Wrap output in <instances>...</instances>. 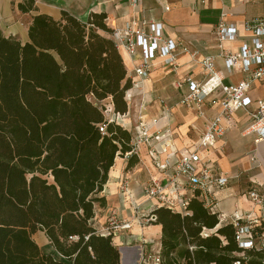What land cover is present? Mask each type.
<instances>
[{"label":"trees","instance_id":"trees-1","mask_svg":"<svg viewBox=\"0 0 264 264\" xmlns=\"http://www.w3.org/2000/svg\"><path fill=\"white\" fill-rule=\"evenodd\" d=\"M106 18L38 13L24 43L0 29V264H121L112 237L93 222L109 169L132 149L130 131L108 121L127 111L131 80ZM136 162L132 154L127 167ZM152 213L163 264H264V249H241L232 223L220 224L197 195L183 213ZM38 230L55 254L33 239Z\"/></svg>","mask_w":264,"mask_h":264},{"label":"crops","instance_id":"crops-1","mask_svg":"<svg viewBox=\"0 0 264 264\" xmlns=\"http://www.w3.org/2000/svg\"><path fill=\"white\" fill-rule=\"evenodd\" d=\"M33 1V9L23 12L18 8L23 0H0V29L4 36L16 37L22 43L26 42L28 26L33 15L38 13L58 19L61 10H67L78 19L86 21L90 12H104L107 15L106 23L112 30L120 29L129 22L137 23L141 18L159 19L163 23V35L166 38L179 41L196 51L199 58L218 53L212 28L220 17L235 26L237 37L233 41H224L223 46L229 51H236L242 43L251 42V33L244 29V21L250 17L264 16V0H139L136 6L128 0ZM118 50L123 58L127 77L131 80V87L127 91L131 101L124 115L118 118V123L134 137L138 132V105L142 103L148 133L153 136L157 131L164 133V130H169L161 139L152 138L150 144H140L137 153H132L137 162L130 167H127V163L132 154L116 156L109 169L107 182L100 192L105 205L95 206L93 222L100 229L105 225L110 212L115 213L119 219L130 222L118 231L113 242L120 251L121 264H134L141 239L145 238L148 242L157 240L160 244L161 230L160 225L155 222L139 227L133 205H139V215H143L158 203L156 199H148L142 191L143 185L150 178L163 183L168 195L174 196L171 186H167L166 175L158 169L157 164L166 158L173 162L187 152L201 133L207 118L218 111L217 106L209 104L208 100L217 97L220 92L212 93L201 105L200 111L187 108L179 101L188 87L176 89L172 83L185 75L200 78L201 69L197 62L186 54H179L178 71L168 73L160 61L155 60L148 77L139 80L132 70L135 60H131L121 47ZM215 66L221 73L224 85L235 84L244 76L237 68L228 71L221 58L215 59ZM249 96L251 104L248 110H252L258 100L264 97V78L252 85ZM107 111L111 113L109 107ZM244 138L251 140V146L247 145L249 150H244ZM165 141L169 144L166 151H163ZM150 146L155 149L156 156L150 153ZM203 154L208 157L215 171L231 177L226 186L214 193L216 204L212 210L218 214L220 224L231 222L235 211L243 215L250 214L252 218L264 223V206L254 203L248 195L252 189L264 194V140L256 142L248 112L244 109L236 111L226 122L225 135ZM251 154L256 157L255 162L250 161ZM124 181L127 182L128 189L125 193ZM180 193L186 195V189H182ZM38 231L44 234L43 231ZM42 238L41 244L49 246L45 234ZM127 239H130L129 243H125Z\"/></svg>","mask_w":264,"mask_h":264},{"label":"built area","instance_id":"built-area-1","mask_svg":"<svg viewBox=\"0 0 264 264\" xmlns=\"http://www.w3.org/2000/svg\"><path fill=\"white\" fill-rule=\"evenodd\" d=\"M128 1L136 6L139 0ZM244 29L251 33V42H244L236 51H229L224 48L223 42L233 41L237 37V31L233 23L220 17L212 28L218 53L205 55L201 58L197 56L196 51H192L181 42L166 38L163 35V23L159 19L141 18L137 23L129 22L124 27L113 30L112 37L117 47H121L131 60H135L132 70L139 80L148 77L155 60L160 61L168 73L178 71L177 57L179 54H186L199 64L200 78L185 75L175 79L172 83L176 89H181L183 86L188 87V91L182 94L179 101L181 105L200 111L201 105L212 93L220 92L217 97L208 100L209 104L217 106L218 111L207 118L201 133L187 152L173 162L166 158L157 164L158 169L166 175L167 186H171L174 196H169L165 191L166 186L154 178H150L143 185V194L148 199H156L158 203L155 206L152 205L153 207L143 215H139V205H133L139 227H145L156 221L152 210L157 206H165L172 211L183 213L188 201L194 195L198 196L206 209L212 210L216 204L215 191L226 186L231 177L215 171L208 157L203 153L212 148L214 143L225 135L226 122L236 111L244 109L248 112L252 121V130L256 135V142L264 140V97L258 100L254 109L248 110V106L251 104L249 90L256 81L264 78V16L247 18L244 21ZM217 57L224 61L228 71L237 68L243 72L242 79L235 84L224 85L221 73L215 66ZM127 91L125 100L128 105L131 96L127 94ZM138 107L139 111L136 116L138 132L131 138L132 149L126 152L125 156L137 153L140 144H150L152 138L161 139L163 134L169 132L166 129L164 133L157 131L153 136L149 134L144 121L143 111L145 108L142 103ZM120 115L123 116L124 113H111L108 115V121L114 120L118 123ZM105 127V123L99 125V131L102 134L105 133ZM168 144L165 141L163 151H166ZM150 153L156 156L155 149L151 146ZM250 161H256L253 154L250 156ZM182 189H186V195L180 193ZM123 190L124 193L128 192L126 181L123 183ZM248 195L254 203L264 206V194L252 189ZM231 218L235 240L241 249H264V229L259 228L261 223L256 218H252L250 214H240L237 211L232 214ZM129 223L110 212L100 232L105 236H111L113 240L118 236V231L128 226ZM128 240L130 241L127 239L125 243H129ZM140 242L137 264H163L161 245L157 240L148 242L142 238ZM238 255L243 256V251ZM233 264H241V262L237 259Z\"/></svg>","mask_w":264,"mask_h":264},{"label":"rangeland","instance_id":"rangeland-1","mask_svg":"<svg viewBox=\"0 0 264 264\" xmlns=\"http://www.w3.org/2000/svg\"><path fill=\"white\" fill-rule=\"evenodd\" d=\"M196 139V138H195ZM251 140L249 139V138H244V139H242V144H245L246 146H245V148H244V150H249L250 149V147L249 146H247L248 144H250V146H251V142H250ZM246 153H248L247 151H246ZM32 237H33V239L39 244V246L41 247V249L44 251V252H50V253H53V254H55V250L53 249V247L51 246V245H49L48 246V244H46V245H42L41 244V237H43L44 238V234H42L41 232H39V231H36L33 235H32ZM42 238V239H43Z\"/></svg>","mask_w":264,"mask_h":264},{"label":"water","instance_id":"water-1","mask_svg":"<svg viewBox=\"0 0 264 264\" xmlns=\"http://www.w3.org/2000/svg\"><path fill=\"white\" fill-rule=\"evenodd\" d=\"M134 264H137V261L136 260L134 261Z\"/></svg>","mask_w":264,"mask_h":264},{"label":"bare ground","instance_id":"bare-ground-1","mask_svg":"<svg viewBox=\"0 0 264 264\" xmlns=\"http://www.w3.org/2000/svg\"><path fill=\"white\" fill-rule=\"evenodd\" d=\"M122 260H123V258H122Z\"/></svg>","mask_w":264,"mask_h":264}]
</instances>
